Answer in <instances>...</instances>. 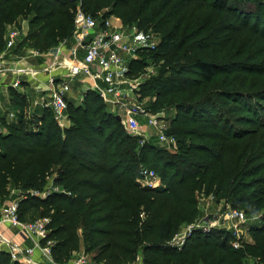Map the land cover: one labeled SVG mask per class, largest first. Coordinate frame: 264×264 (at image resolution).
Masks as SVG:
<instances>
[{"label":"trees","instance_id":"16d2710c","mask_svg":"<svg viewBox=\"0 0 264 264\" xmlns=\"http://www.w3.org/2000/svg\"><path fill=\"white\" fill-rule=\"evenodd\" d=\"M82 7L159 36L155 49L130 62L129 75L159 62L138 91L150 97L149 110H175L165 120L178 147L141 143L96 90L68 98L70 124L61 127L51 107L29 113L26 94L11 88L17 120L0 110V203L15 188L22 220L49 218L57 261L83 246L96 264H264V0H82ZM75 13L67 0H0V53L21 21V46L54 52L72 38ZM141 166L163 185L139 183ZM49 178L63 192L29 194ZM211 196L260 219L250 223L252 240L234 248L230 231L196 229L181 249L173 246ZM0 264L24 263L0 249Z\"/></svg>","mask_w":264,"mask_h":264},{"label":"built area","instance_id":"2783aa9c","mask_svg":"<svg viewBox=\"0 0 264 264\" xmlns=\"http://www.w3.org/2000/svg\"><path fill=\"white\" fill-rule=\"evenodd\" d=\"M76 4L73 36L68 41H62L55 49V60L46 65L42 70L33 66H15L18 74L13 80V87H21L23 80L19 75L25 73L38 83H44V93L48 97L41 96L36 104L51 107L56 121L61 127H65L68 119L67 105L69 93L80 75L101 79L105 84L92 82L91 88L96 90L100 97L112 108V111L120 115L126 122L127 130L133 135L139 134V116H145L150 126L157 129L158 138L166 142L169 148L177 145L176 138L168 134V123L165 120V111L154 112L144 108L140 101L137 78L129 75L130 62L140 55V51L153 50L159 43L156 33L144 34L137 25L125 26L120 17L115 15L101 16L87 12L82 7V0H67ZM26 23L13 25L7 31V50L10 51L16 44L18 37L25 35ZM71 42L68 58L64 54L65 45ZM35 54L50 55L49 52L34 50ZM50 57H52L50 55ZM0 72L9 70L4 62V52L0 54ZM42 72L43 77H40ZM84 83V79L82 80ZM86 88L79 96L84 97ZM13 114V113H12ZM5 129L0 123V133ZM144 141V139L142 140ZM44 190L31 189L29 194L42 198L51 193L63 192L62 188L55 184L53 178ZM138 182L144 186L159 187L163 185L158 173L151 168L141 166ZM18 193V192H17ZM28 193H25L26 195ZM19 197H10L8 201L0 203V249H6L13 261H21L24 264H96L89 255L79 252L68 261L55 260L52 253L53 240L49 239L48 217H40L33 220H22L19 213ZM245 210L229 206L225 212L219 213L206 209L203 213L180 234L176 235L171 244L178 249L184 246L186 236L199 229L209 232L212 229L221 228L231 232V244L234 248H240L248 240L247 231L250 223ZM16 227L18 232L16 240L13 235L5 233L6 229ZM32 239V245L24 244L27 239ZM37 252L40 256H36ZM125 264H142V261H130Z\"/></svg>","mask_w":264,"mask_h":264},{"label":"crops","instance_id":"0c3cea01","mask_svg":"<svg viewBox=\"0 0 264 264\" xmlns=\"http://www.w3.org/2000/svg\"><path fill=\"white\" fill-rule=\"evenodd\" d=\"M24 36L25 35L18 37L15 46L11 48L10 51L7 50V46H6L5 49L1 52V53L4 52V57H5L4 62L8 67L11 68L7 71L0 72V110L2 111V114L6 117V119L10 122H14L17 120L16 112L13 110L12 107L13 95L11 94V88L17 89L26 94L27 101L29 103V105L26 107V110L29 113L40 114L44 108L42 104H36L35 102L41 100V96L44 93L43 92L44 83H40V82L38 83L37 81L35 82L33 79L27 76V74L23 73L19 75L20 78L23 80L21 87H13V80L18 75L15 72L16 71L15 66L18 65L24 67L33 66L42 70L46 65L51 64L55 60V55H53L55 51L50 53V55L52 56L50 57V55L44 56V55L35 54L34 50L36 49L30 47L28 44L27 45L24 44L23 46H21L20 43L23 41ZM6 38H7V33H6ZM70 47H71V42H67L65 45L64 54H62L63 57L68 58L69 55L68 51ZM0 64H1V58H0ZM40 77L45 78L43 77L42 72H40ZM83 79H84V83L82 81ZM94 81L100 83L101 85L105 84L101 79L98 78L95 79L92 77H86L80 75L77 81L73 85V90L68 95L69 98L79 100V96L81 95V93H83V91L86 88L90 89L91 83ZM45 93L48 94V92L46 91ZM45 93L44 96L48 97ZM141 118L145 119V123H143L142 126L145 129L149 130V132L155 133L154 136L148 138L149 141L154 142L153 137L156 136L155 128L148 124L146 117L140 116V120ZM65 122H68L66 126L70 124L69 119H67ZM16 195H17V190L11 192V197ZM4 228L6 229V227ZM17 232L18 229L16 227H11L9 229H6L5 231V233H7L9 236L13 235L16 240H20V237L16 236ZM33 243L34 241L30 238L27 239L26 242H24V244L27 245H32ZM36 256L41 257L39 252H37Z\"/></svg>","mask_w":264,"mask_h":264},{"label":"rangeland","instance_id":"374dc122","mask_svg":"<svg viewBox=\"0 0 264 264\" xmlns=\"http://www.w3.org/2000/svg\"><path fill=\"white\" fill-rule=\"evenodd\" d=\"M102 14V13H101ZM116 16V15H115ZM118 17V16H117ZM120 20H121V18H120ZM125 26H128V25H125ZM158 71H159V62H155V63H150L149 65H147L144 69H141L139 72H140V74L139 75H136V76H134V75H130L131 77H133V79L134 78H137V80H138V82H142L144 79H146V78H148L150 75H153V74H156V73H158ZM140 95V94H139ZM149 96H140V101H141V103L143 104V106H144V108H146L147 109V106H148V101H149ZM154 99V98H153ZM108 107H109V109H111L112 110V108L108 105ZM162 111V110H161ZM164 111V110H163ZM174 114L175 113V110L174 109H172V111L171 112H166V115H170V114ZM141 116V115H140ZM140 116H139V122H140V130H139V134H136V136L139 138V141L141 142V143H144V142H146V141H148V138H151L152 136H154V134L155 133H152V132H149V130H147V129H145L143 126H142V124L143 123H145V119L144 118H141V120H140ZM145 117V116H144ZM70 122V121H69ZM124 122V121H123ZM1 123V122H0ZM66 124L68 123V122H65ZM126 123V122H125ZM1 125H2V127L4 128L5 126H4V124H2L1 123ZM153 127V126H152ZM5 129V128H4ZM155 130H156V136L155 137H153V140H154V142L153 143H155V144H157L158 146H161V147H167L168 146V144L166 143V142H164V141H162V140H160L159 138H158V135H157V129L155 128ZM150 133H151V135H150ZM144 139V141H142ZM169 147V146H168ZM178 146L176 145V146H174L173 147V149H176ZM170 149V148H169ZM149 168V167H148ZM151 169H153V168H151ZM159 175V174H158ZM159 177H160V175H159ZM16 189L14 188V190L12 189V191L14 192ZM203 200V203L204 204H202L203 206H204V211L206 210V209H208V210H212V211H217V212H221V213H223V212H225L226 211V209L229 207V206H231V207H233L232 205H230V204H225L223 201H221V202H216L215 201V198L213 197V196H211V197H209V198H203L202 199ZM240 209H242V208H240ZM244 210V209H243ZM34 211V209H30L28 212H27V214H30L31 212H33ZM246 212V211H245ZM247 213V212H246ZM249 217V216H248ZM253 217V218H252ZM249 220L250 221H255V220H259L260 221V219H258L256 216H252ZM38 218H40V217H38ZM35 219H37V218H35ZM254 219V220H253ZM247 235H248V240L250 241V240H252V238H251V235H250V230L248 229V231H247ZM79 252H82V253H84V254H86L85 252H84V249H83V246H81V250L79 251ZM87 255V254H86ZM89 256H90V258L92 259V254H91V252L88 254ZM138 261H142L141 259H137Z\"/></svg>","mask_w":264,"mask_h":264},{"label":"water","instance_id":"95a60500","mask_svg":"<svg viewBox=\"0 0 264 264\" xmlns=\"http://www.w3.org/2000/svg\"><path fill=\"white\" fill-rule=\"evenodd\" d=\"M117 117L122 121L124 120L120 115H117Z\"/></svg>","mask_w":264,"mask_h":264}]
</instances>
